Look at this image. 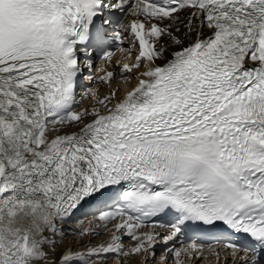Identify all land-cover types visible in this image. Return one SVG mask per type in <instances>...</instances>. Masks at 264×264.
Returning a JSON list of instances; mask_svg holds the SVG:
<instances>
[{
  "label": "snow or ice",
  "instance_id": "6c2138e0",
  "mask_svg": "<svg viewBox=\"0 0 264 264\" xmlns=\"http://www.w3.org/2000/svg\"><path fill=\"white\" fill-rule=\"evenodd\" d=\"M210 258L264 264V0H0V264Z\"/></svg>",
  "mask_w": 264,
  "mask_h": 264
},
{
  "label": "bare ground",
  "instance_id": "6f19581e",
  "mask_svg": "<svg viewBox=\"0 0 264 264\" xmlns=\"http://www.w3.org/2000/svg\"><path fill=\"white\" fill-rule=\"evenodd\" d=\"M120 82H123V81H120ZM114 84H116V83H114ZM105 89H107V88H105ZM105 89H104V91H102V94H101L102 96L107 93V92H105L106 91ZM85 243H87V241H85ZM92 243L93 244H98V243H100V241L99 240H94V241H92ZM65 245L66 246H72V247H77L78 246V245H68V241H65ZM202 264H208V262L203 261ZM211 264H213V262Z\"/></svg>",
  "mask_w": 264,
  "mask_h": 264
},
{
  "label": "rangeland",
  "instance_id": "374dc122",
  "mask_svg": "<svg viewBox=\"0 0 264 264\" xmlns=\"http://www.w3.org/2000/svg\"><path fill=\"white\" fill-rule=\"evenodd\" d=\"M118 84V83H117ZM106 91L105 92H107L108 90L107 89H105ZM102 91H104V89L102 90ZM102 91H101V94H102ZM86 102V100H84L83 101V103H85ZM90 105H89V101L87 100V103H85V104H83L82 105V107H89Z\"/></svg>",
  "mask_w": 264,
  "mask_h": 264
}]
</instances>
